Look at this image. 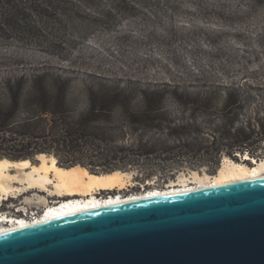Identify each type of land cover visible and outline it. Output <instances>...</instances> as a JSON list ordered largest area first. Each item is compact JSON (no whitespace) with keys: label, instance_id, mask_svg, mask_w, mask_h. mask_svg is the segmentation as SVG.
Listing matches in <instances>:
<instances>
[{"label":"trees","instance_id":"trees-1","mask_svg":"<svg viewBox=\"0 0 264 264\" xmlns=\"http://www.w3.org/2000/svg\"><path fill=\"white\" fill-rule=\"evenodd\" d=\"M12 1L13 8L22 2ZM30 1L50 16L61 5L70 21L116 15L100 9L99 0H46L44 10L39 0ZM116 3L133 15L143 11L131 0ZM18 7L6 19L12 26L28 19ZM260 97L264 87L244 83L143 81L51 64L0 66V158L35 162L46 153L61 166L134 171L140 183L163 186L188 166L216 173L223 155L263 157L264 118L238 122Z\"/></svg>","mask_w":264,"mask_h":264},{"label":"rangeland","instance_id":"rangeland-1","mask_svg":"<svg viewBox=\"0 0 264 264\" xmlns=\"http://www.w3.org/2000/svg\"><path fill=\"white\" fill-rule=\"evenodd\" d=\"M7 1L0 0V66L51 64L143 81L264 87V0H131L143 7L136 15L117 6L116 0H99L100 9L116 15L91 22L66 20L61 5L50 16L41 13L35 2L15 0L19 3L15 7L28 16L17 19L20 26L8 24L15 7ZM37 3L48 9L46 0ZM248 106L239 124L248 120L257 124L264 118L261 97ZM186 169L197 168L179 171ZM198 170L210 173L204 167ZM140 182L124 193L139 191ZM22 199L11 198L0 209H14Z\"/></svg>","mask_w":264,"mask_h":264},{"label":"water","instance_id":"water-1","mask_svg":"<svg viewBox=\"0 0 264 264\" xmlns=\"http://www.w3.org/2000/svg\"><path fill=\"white\" fill-rule=\"evenodd\" d=\"M0 264H264V177L0 233Z\"/></svg>","mask_w":264,"mask_h":264},{"label":"bare ground","instance_id":"bare-ground-1","mask_svg":"<svg viewBox=\"0 0 264 264\" xmlns=\"http://www.w3.org/2000/svg\"><path fill=\"white\" fill-rule=\"evenodd\" d=\"M238 155H241V158L244 157L242 153ZM251 158L255 161L254 164L253 162L246 164L226 156L216 173L193 169L180 173L178 181L172 182V185L168 187L160 189L155 186V188L149 187L127 193L124 191L131 189L130 187L137 183L134 173L130 171L94 173L81 165L65 167L57 163L54 155L46 153L38 155V163L30 159L0 158L1 207L11 198L24 199L21 204H18L19 209L22 210H29L38 205L50 207L46 213L39 215L36 219L32 216L17 217L19 220L15 219L13 209L7 211L0 209L2 212L0 214L3 215L0 219V233L91 209L264 177V156L260 159ZM147 184H152V180L147 181ZM107 191L110 194L102 196V193ZM49 197L55 198L57 202H65L60 206L51 205Z\"/></svg>","mask_w":264,"mask_h":264},{"label":"built area","instance_id":"built-area-1","mask_svg":"<svg viewBox=\"0 0 264 264\" xmlns=\"http://www.w3.org/2000/svg\"><path fill=\"white\" fill-rule=\"evenodd\" d=\"M246 154H248V151L245 152ZM241 157V155H239ZM105 194L102 193V196L106 195V194H110L108 191L107 192H104ZM101 196V195H100ZM49 200H50V204H56L55 206H60L62 205L65 201H59L57 202V200L55 198H52V197H49ZM59 200V199H58ZM5 202H8L7 200ZM54 207V206H53ZM20 207L19 206H16L14 207V209H6L4 211H7V210H12L14 211V217H16L15 219L16 220H19L18 218L20 217H25V218H28L30 216H32L33 219H36L39 215H43L44 213H46L48 211V209L50 207H45V206H33L31 207L29 210H22V209H19ZM0 213H2L0 211ZM1 215L0 214V219H1ZM3 216V215H2ZM18 217V218H17Z\"/></svg>","mask_w":264,"mask_h":264},{"label":"flooded vegetation","instance_id":"flooded-vegetation-1","mask_svg":"<svg viewBox=\"0 0 264 264\" xmlns=\"http://www.w3.org/2000/svg\"><path fill=\"white\" fill-rule=\"evenodd\" d=\"M103 194H105V193H103Z\"/></svg>","mask_w":264,"mask_h":264}]
</instances>
